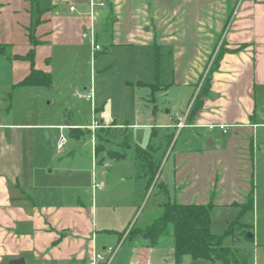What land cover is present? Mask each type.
Listing matches in <instances>:
<instances>
[{"label": "crops", "instance_id": "0c3cea01", "mask_svg": "<svg viewBox=\"0 0 264 264\" xmlns=\"http://www.w3.org/2000/svg\"><path fill=\"white\" fill-rule=\"evenodd\" d=\"M91 11L97 42L142 44L156 52L160 72L162 59L169 58L170 87L186 92L188 101L200 88L185 114L186 124L198 131L194 146L175 153V201L242 207L253 198L255 209L250 171L264 162V108L257 104L259 97L264 101V0H0V55L10 62L9 68L0 67L8 74L5 82L0 76V264L20 258L25 264H93L98 254L106 259L94 264H176L171 236L151 245L130 232L154 190L170 192L160 178L161 161L150 150L135 147L137 158L142 154L147 160L110 164L106 156L125 160L126 153L94 145L92 164L65 178L57 167L50 168V145L64 151L69 141L58 145L69 124L43 112L19 115L15 107V101L50 97L44 90L54 88L53 59H81L88 46L94 55L101 50L83 36ZM32 48L35 68L51 74V86L19 85L31 64L16 56ZM137 83L155 90L169 87ZM70 96L62 101L87 100L79 91ZM142 118L136 116V122ZM181 120L177 116L168 127L178 129ZM210 124L227 125L228 131L215 138ZM99 126L94 120L91 130ZM121 126L115 120L104 124ZM214 186L215 198L209 192ZM150 218L157 216L148 215L141 225H150ZM191 260L186 256L183 264Z\"/></svg>", "mask_w": 264, "mask_h": 264}, {"label": "rangeland", "instance_id": "374dc122", "mask_svg": "<svg viewBox=\"0 0 264 264\" xmlns=\"http://www.w3.org/2000/svg\"><path fill=\"white\" fill-rule=\"evenodd\" d=\"M98 42L102 48L95 55L91 53L92 50L88 46V53L81 59L68 61L66 58L53 59L54 88L44 90V93L49 94L50 97L43 95L42 101L37 102L15 101V107L19 115L28 113V116L32 117L43 112L44 117L62 118L66 124H69L64 130V135L69 141L64 151L59 152L50 145L52 153L50 157L53 156L50 168L57 167L62 176L73 174L78 166L91 165L94 145L98 147L106 145L108 150L126 153L125 160L118 159V156H106L104 162L110 164L132 163L134 159L147 160L142 154L137 158L139 152L135 147L140 146L150 150L157 161H161L160 178L161 181L169 183L170 192L164 194L156 188L149 196V202L137 226L145 228L147 225L142 226L141 223L148 215L155 214L157 217L160 215L163 210L160 203L168 200L175 201L176 192L172 185L175 153L188 151L194 146L192 140L197 130L190 128L188 123L178 129L169 128L168 125L173 123L177 116H181V119L185 121V114L193 104L200 88L196 89L193 101H188L186 92L174 86L170 87L173 77L171 64L168 63L169 58L162 59L163 70L160 72L158 71L160 59L156 57V52L143 47L142 44L118 45L102 38ZM8 60L0 55V67L9 68ZM7 75V72L0 73L4 82ZM139 80L153 82L156 86L168 85L169 87L160 90L147 86L140 87L137 83ZM77 91L85 93L86 97L90 91H93L94 95L87 100L76 96L62 101V98H66V94L71 97V93ZM257 104L260 108H264L262 97H259ZM138 115L143 118L136 122ZM94 120H98L100 126L96 130H91ZM113 120L122 126L113 129L104 127V124ZM135 122L139 126H127ZM149 124L153 126H148ZM79 129H82L84 133L80 134ZM208 129L215 138L221 135L222 130L218 125ZM201 133L206 135L205 132ZM79 134L80 138H75ZM169 152L172 154L169 155ZM101 156V154L98 155L99 163ZM253 171H250V174H253L251 180L256 188L255 209H242L247 207L248 201L241 204V207L217 205L211 200L209 201L213 203L211 229L214 233L223 236L224 245L248 250L250 255L246 264H264V162L256 163ZM162 188L164 189V186ZM209 192L213 193V198L217 197L215 193L217 186L212 187V191L209 190ZM235 193L239 195L238 192ZM156 219L150 218L147 224ZM245 230L247 232H244ZM248 233H255V235L251 238L248 237ZM189 264L212 263L206 259H192Z\"/></svg>", "mask_w": 264, "mask_h": 264}, {"label": "trees", "instance_id": "16d2710c", "mask_svg": "<svg viewBox=\"0 0 264 264\" xmlns=\"http://www.w3.org/2000/svg\"><path fill=\"white\" fill-rule=\"evenodd\" d=\"M20 60L29 61L31 72L19 85H52L50 73L35 68V49L26 55L16 56ZM153 177L159 171V164L154 166ZM253 206V198L249 199L247 208ZM163 210L154 222L145 228L133 226V234H141L155 245L160 238L171 236L174 242L176 264H183L186 256L192 259H208L223 264H246L250 252L223 244V236L214 233L212 227L213 203H181L168 200L162 205ZM244 232H247L246 230Z\"/></svg>", "mask_w": 264, "mask_h": 264}, {"label": "built area", "instance_id": "2783aa9c", "mask_svg": "<svg viewBox=\"0 0 264 264\" xmlns=\"http://www.w3.org/2000/svg\"><path fill=\"white\" fill-rule=\"evenodd\" d=\"M93 4L94 3H92V5ZM102 5H104V3H102ZM71 9L74 10L75 7L72 6ZM90 18H91L90 25L87 28H85V30L83 32V36L85 37V39H87L93 45V47H94L95 50H99L101 47H100V44L97 42V34H96V30H95V25H94V15H93V12L92 11L90 12ZM93 95H94L93 91H90V93L87 95V98H92ZM185 124H186V119H185V121L184 120H181L178 123L177 127L178 128H183L185 126ZM217 125L219 126V128L222 131H224V132H227L228 131V126L227 125H224V124H210L209 125V128L213 129ZM94 126H98V123L95 122ZM66 142H67L66 137L62 136L58 147L59 148H63L64 145L66 144ZM109 251L113 252L114 251V248L113 247H109ZM95 259L105 260L106 257L103 254L96 255L93 258V261H92L93 264L95 263Z\"/></svg>", "mask_w": 264, "mask_h": 264}, {"label": "water", "instance_id": "95a60500", "mask_svg": "<svg viewBox=\"0 0 264 264\" xmlns=\"http://www.w3.org/2000/svg\"><path fill=\"white\" fill-rule=\"evenodd\" d=\"M248 237H253V233H248ZM11 264H25L24 258L15 259L11 261Z\"/></svg>", "mask_w": 264, "mask_h": 264}]
</instances>
